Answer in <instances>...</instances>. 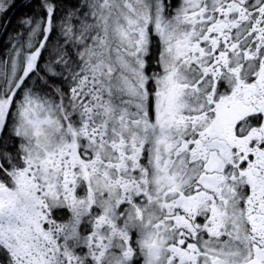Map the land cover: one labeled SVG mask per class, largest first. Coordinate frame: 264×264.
Listing matches in <instances>:
<instances>
[{"label": "snow or ice", "instance_id": "obj_1", "mask_svg": "<svg viewBox=\"0 0 264 264\" xmlns=\"http://www.w3.org/2000/svg\"><path fill=\"white\" fill-rule=\"evenodd\" d=\"M0 264H264V0H0Z\"/></svg>", "mask_w": 264, "mask_h": 264}]
</instances>
